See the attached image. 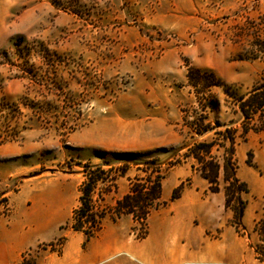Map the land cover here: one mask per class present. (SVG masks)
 <instances>
[{"label":"rangeland","instance_id":"374dc122","mask_svg":"<svg viewBox=\"0 0 264 264\" xmlns=\"http://www.w3.org/2000/svg\"><path fill=\"white\" fill-rule=\"evenodd\" d=\"M257 39L264 40V0H0V98L18 103L21 109L18 118L0 113V135L22 130L33 116L21 103L24 97L55 101V93L68 95L81 102L79 117L85 122L66 135L54 128L47 130L35 118L33 128L21 131L18 140L0 144V183L3 172H7L10 190L17 189V181L36 175L71 174L76 183L75 211L81 204L86 166H101L110 174L98 181L93 193L96 209L106 215L91 238L73 228V211L54 239L27 250L19 264H146L137 253L150 251L157 243L161 219L173 202L171 196L163 198L167 204L149 217L145 239L137 238L145 230L143 225L135 233L133 217L114 218L113 207L123 191H129V179L145 175V167L137 163L156 160L161 165L166 194L177 177L186 175L188 168L193 170V159L170 165L178 159L171 158L172 152L209 137H193L183 125L182 108L195 100L187 85L188 67L213 71L237 94H246L264 71V58H252ZM21 40L31 49H39L33 45L36 41L43 42L67 63L53 75L54 67L33 56L31 62L43 67L39 77L44 84L20 77L19 67L3 62ZM58 83L63 91L56 89ZM213 94L219 101L213 121L241 120L225 87H215ZM76 113L75 109L69 112L70 120ZM67 115L62 112L60 117L67 120ZM237 159L239 177L252 180L247 182L246 198L258 208V221L264 214V131H252L247 141L239 140ZM127 162L128 178L112 181L110 176ZM183 182L190 184L192 176ZM228 210L221 208L219 218L230 224L234 213L231 210L233 215L228 218ZM255 225H246L240 235L246 239V260L264 264L256 255L260 240ZM187 226L192 236L202 237L205 250L211 249L222 232L201 218ZM105 240L122 246L103 254L101 242ZM190 264L226 263L208 259Z\"/></svg>","mask_w":264,"mask_h":264},{"label":"trees","instance_id":"16d2710c","mask_svg":"<svg viewBox=\"0 0 264 264\" xmlns=\"http://www.w3.org/2000/svg\"><path fill=\"white\" fill-rule=\"evenodd\" d=\"M39 49H31L23 40L16 43V51L10 57L7 54V61L3 62L10 66L20 68V77L29 78L40 84L41 76L38 67L32 63L33 56L40 57L46 65L54 67L53 75L58 74V70L63 63H67L62 59V54L57 50H51L44 45L43 42L36 41L35 44ZM253 59L264 58V40L257 39L255 41V52ZM187 85L191 87L195 95V100L182 108L183 125L188 128L192 136L199 135L209 136L206 139L196 140L192 144L186 145L172 152L171 158L176 159L170 165L174 166L189 159H193V170L200 173L209 183V189L212 192L225 193L226 208L231 209L234 213L230 224L235 227L239 234H244L247 226L244 223L245 213L249 204L246 194L249 193V185L242 180L239 175V163L237 159V145L239 140L247 141L250 132L264 131V71L260 79L256 82L252 90L246 94H237L231 85L221 80L213 71L188 67ZM81 83V82H79ZM3 84V78L0 75V88ZM56 85V84H54ZM215 87H225L226 93L233 98L237 112L242 116L240 121H233L230 124L219 120L213 121L212 113L215 111L219 101L213 94ZM60 92L64 88L60 83L56 86ZM58 96L57 100L29 99L24 97L21 101L22 105L31 110L33 116L29 121L22 125V130L15 129L8 131L6 136L0 135V144L5 141H13L19 139V133L27 129L33 128L36 120L46 126L47 130L55 129L66 135L76 131L83 126L85 122L80 120L82 114L81 102L76 103V99ZM78 108V110H76ZM75 109V117L70 120L69 112ZM62 112L68 113L61 119ZM0 113H7L13 118H18L21 113L20 105L15 102L6 101L0 98ZM78 116V117H77ZM185 150L181 155V151ZM252 165V159L247 160ZM137 166H144V176L130 178L129 191L117 200L113 210L114 218H120L123 215H131L135 222L133 231L136 233L138 225L141 224L145 228L143 233H138V239H145L149 234L148 220L154 210L160 206L167 204L168 201L163 200V179L164 175L161 171V165L157 161L146 162L144 164L137 163ZM130 163L127 162L115 173L111 175L112 181L118 177L127 176ZM86 180L81 186L80 206L74 211L72 226L77 231H83L87 238L101 228L102 221L105 217L104 211H98L93 203V193L100 179L109 176V171L99 166L94 169L86 166ZM186 183L182 182L174 188L171 201L179 199L184 191ZM255 231L259 235L260 243L256 247L257 257L264 261V214L256 222Z\"/></svg>","mask_w":264,"mask_h":264},{"label":"crops","instance_id":"0c3cea01","mask_svg":"<svg viewBox=\"0 0 264 264\" xmlns=\"http://www.w3.org/2000/svg\"><path fill=\"white\" fill-rule=\"evenodd\" d=\"M2 148L4 156H7V146ZM187 176H192V182L185 185L179 199L169 203L161 219L157 243L150 251L138 252L137 256L146 264H190L208 259L216 263L250 264L245 255V237L219 218L220 209H227L225 193L212 192L208 181L197 171L188 168L186 175L176 178L167 194L163 192V198L169 199L173 188ZM3 177L0 192L8 196L12 209L7 216L0 215V264H19L27 250L54 239L60 225L70 218L77 207L76 183L68 173L57 176L41 174L17 181V189L10 190L7 172H3ZM248 181L251 184L252 180ZM126 193L125 189L122 195ZM257 209L251 204L247 207L244 221L248 227L255 225L259 214ZM228 211L227 217L231 218L233 213ZM197 218L222 229L221 236L212 241L210 250L202 246V237L192 236L187 230L188 223L190 225ZM196 232L201 234L197 229ZM108 243V240L101 242L103 254L122 246L120 243Z\"/></svg>","mask_w":264,"mask_h":264},{"label":"built area","instance_id":"2783aa9c","mask_svg":"<svg viewBox=\"0 0 264 264\" xmlns=\"http://www.w3.org/2000/svg\"><path fill=\"white\" fill-rule=\"evenodd\" d=\"M17 184L15 188H17ZM12 206L7 195L0 192V214L7 216L11 212Z\"/></svg>","mask_w":264,"mask_h":264}]
</instances>
